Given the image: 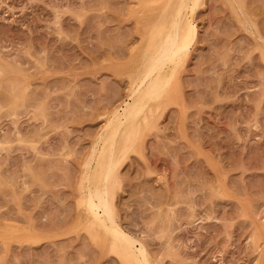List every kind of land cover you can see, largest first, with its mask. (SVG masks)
<instances>
[{"label": "rangeland", "instance_id": "1", "mask_svg": "<svg viewBox=\"0 0 264 264\" xmlns=\"http://www.w3.org/2000/svg\"><path fill=\"white\" fill-rule=\"evenodd\" d=\"M147 2L0 0V264H126L81 198L144 70L165 0ZM200 4L175 80L118 153L115 221L147 264H264V0Z\"/></svg>", "mask_w": 264, "mask_h": 264}, {"label": "bare ground", "instance_id": "2", "mask_svg": "<svg viewBox=\"0 0 264 264\" xmlns=\"http://www.w3.org/2000/svg\"><path fill=\"white\" fill-rule=\"evenodd\" d=\"M200 2L201 0H165L149 36L147 34L144 70L133 82L128 102H124L122 109L115 110L113 118L101 134L98 140L100 146L95 148L94 166H86V190L81 203L89 225L93 230L111 237L112 251L126 264L147 262L144 249L138 247L136 241L115 221L114 185L121 157L118 153L126 151L139 120H146L144 116L151 111L150 102H158L165 96L168 85L175 80L176 68L184 60L196 38L192 16ZM155 4L156 0H148L146 7L152 12ZM119 129H124L122 138L118 136Z\"/></svg>", "mask_w": 264, "mask_h": 264}]
</instances>
